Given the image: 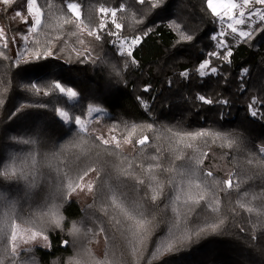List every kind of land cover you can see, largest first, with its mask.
<instances>
[{"label":"trees","instance_id":"1","mask_svg":"<svg viewBox=\"0 0 264 264\" xmlns=\"http://www.w3.org/2000/svg\"><path fill=\"white\" fill-rule=\"evenodd\" d=\"M33 1L40 26L26 0H0V32L8 36L0 41L3 264H264V22L251 39L228 37L221 48L209 0H163L158 7L153 0H72L80 18L67 8L70 0ZM101 7L116 10L115 23ZM26 30L16 50L11 37ZM117 36L141 37L131 56L119 51ZM49 47L51 56L34 57ZM37 65L52 66V74ZM90 110L95 124L126 143L105 145L97 132L82 131L75 118ZM196 158V176L186 175ZM89 166L97 170L88 174L93 190L80 181L64 196ZM201 190L206 199L196 203ZM205 219L218 228L208 230ZM17 222L49 235L51 246L12 253Z\"/></svg>","mask_w":264,"mask_h":264},{"label":"snow or ice","instance_id":"2","mask_svg":"<svg viewBox=\"0 0 264 264\" xmlns=\"http://www.w3.org/2000/svg\"><path fill=\"white\" fill-rule=\"evenodd\" d=\"M138 2L141 5H143L146 2V0H138ZM256 2L259 3V4H264V0H256ZM162 3H163V0H153L152 6L153 7H158ZM250 3H251V0H244V3H243V5H241V7H243L244 5H249ZM26 4H27V8H29V0H26ZM227 7H228V10L230 11L231 9L236 8L237 5L233 3V4L228 5ZM67 8L69 10H71V12H73L77 18L80 17L81 13L79 11V5L78 4L68 3ZM34 9L35 10L32 13L33 20H34V24L36 26H40L41 25V16H42V13H41L40 9L36 7V4L34 5ZM99 11L101 13H105V12H108L109 9H106V8L101 7L99 9ZM213 11L215 12L216 9L213 8ZM17 13H19V12H17ZM216 14H217V16L220 15V13H218V12ZM224 14L225 15H228V12H225ZM20 15L21 14L19 13V15H17V16H20ZM111 15L113 17H115V15H116L115 10H111ZM239 16L241 18L240 19H235V25H243V24H245V19H243L244 12L241 11L239 13ZM261 20H262V22H264V15H261ZM71 22L72 21H65V23H71ZM113 23H115V21H113ZM100 27H104L103 23L100 25ZM115 27L117 29H120L121 28V25L118 24V23H116L115 24ZM228 28L231 29V32L232 33H236L238 31L237 27H235L232 23H229L228 24ZM31 30H32V32H36L37 28L36 27H33ZM253 31H255V29ZM262 31H264V29H262ZM112 34L115 35V33H112ZM223 34L224 33L221 32V35H223ZM238 34H239L240 37H246L248 39H251L252 38V35H253L252 32L244 31V30H240ZM89 35H95L96 38L99 39V36L95 32H89ZM25 39H27V37H25ZM140 39H141V37H139V36H137L134 39H132L131 42H130V46H134V45L138 44L140 42ZM185 39L191 41L193 39V37L192 36H186ZM212 39L215 40V39H217V37H212ZM218 46L221 47V48H224L225 47V44L223 42H221ZM120 50L122 52H126L128 56H131V51L128 50L127 48H125V45H124L123 42L120 45ZM51 55H52V51H51V48L50 47L49 48H45V50L43 51V53H41L39 51H37L36 53H34V57L36 59H40L42 56H51ZM212 55L215 56V55H217V53L216 52H213ZM231 55H232V52L229 50L228 53H227V56L222 57V59L227 60L228 57H230ZM208 63H209V61L206 60L205 62H203V63H201L199 65L198 71H199V74L201 76L206 75L205 69L208 67ZM37 67L41 69L43 75H45V76L52 74V66H50V65H37ZM211 72L212 73H216L217 72V68H215V67L211 68ZM244 72L246 73L247 72V69H244ZM182 75L186 77L188 75V73L187 72H184V73H182ZM32 87L35 88V85H32ZM52 87L55 88V89H58L62 93L66 92L69 97H76V95H77L76 92L73 91L71 88L65 89V88L61 87V85L59 83H56V84L52 85ZM37 91H39V89H37ZM198 99L201 100V101H204V102H206L208 104H211L213 102L212 100H205V97L204 96H199ZM221 103H227V101H221ZM90 111H92V110H90ZM94 111L97 112V113H99V112L102 111V109L96 108V109H94ZM251 115L253 117H255L257 115V112L252 111L251 112ZM60 116L64 117L65 120H67V118H68V114L66 112H60ZM75 123L77 125H80V128H81L82 131L87 132V128H85L83 122L81 121V119L79 117H76L75 118ZM148 127L151 128L152 126L151 125H148ZM134 131H135V128H133V132ZM130 135H131V133H130ZM195 135L196 136H206V135H209V133H206V132H198ZM99 139L102 140L103 144H105V145H108L110 143L109 140L104 139L103 137H100ZM112 139L115 140V137H113ZM147 140H148V137L147 136H144L143 138L139 139L138 143L140 145H144ZM127 142L131 143V140H128ZM116 145H117V147H119V141H116ZM260 151L261 152H264V148H261ZM200 163H202V160L199 159V158H196L195 161H194V165L193 166H190V168L187 171L186 175L196 176L197 172H196V167L195 166H198ZM249 163H251V161H249ZM95 171H97V170L94 169V168H92V167H90V166L87 167V168H85V169H83L79 173V175L77 176L76 181H71V182L68 183V185H67V191L66 192H63V195L64 196H68L72 192H75L81 186L80 185V181H83L84 177L87 176L89 174V172H95ZM207 176L211 177L212 176V173L211 172H208L207 173ZM141 183H143V182H141ZM224 183L227 185V187H229V188L232 187V181L231 180H227ZM85 187L90 192L93 190V185L92 184H88ZM195 187L197 189H201V185L200 184H196ZM156 199H157V196L156 195L151 196V200L152 201H155ZM205 199H206V190H201L200 193L198 194V198L196 199L195 202L198 203L199 201H203ZM136 212H137L138 215L141 216V221H137L136 222L137 225L139 227L143 228L146 231L147 230V224H148V222L143 221L144 213L140 209H136ZM54 222H55L56 226H59L60 225V220L59 219H56ZM204 223L207 225L208 230H215L219 226L218 224H215V223L208 224L207 219H205ZM221 223H222V221H221ZM205 230L206 229L201 228V229H199V231L196 234L199 235L200 232H204ZM37 236H41L44 241H47V239H48L47 236H44L42 232H39V233L32 232L29 239L30 240H35L37 238ZM16 240H17V234H16L15 231H13V233H12V241H13V244H12V248H11V252L12 253H15L16 252V249H17V245L15 243ZM27 242L28 241H25V243H27ZM64 243L67 244L68 242L65 241ZM172 250H173V245H168L166 251H169L170 252ZM4 254L7 255L8 253L5 252ZM0 264H3V261L2 260H0Z\"/></svg>","mask_w":264,"mask_h":264},{"label":"rangeland","instance_id":"3","mask_svg":"<svg viewBox=\"0 0 264 264\" xmlns=\"http://www.w3.org/2000/svg\"><path fill=\"white\" fill-rule=\"evenodd\" d=\"M5 1V0H2ZM68 3H75L78 4L77 2H74L72 0H70ZM236 4L237 7L234 9H231L230 11L228 10V5L230 4ZM244 0H209V5L212 8H215L216 11L214 12L215 14L218 12L220 13V15L218 16V22H219V26H218V30L217 32L214 34L215 36L219 37V40L223 43H225L228 39V37H231L232 39H241L243 37L239 36V31L240 30H244V31H249L251 32L252 29L254 28V26L257 24V22L259 20H261V15H264V4H259L256 2V0H251V3L249 5H244L243 7H241V5H243ZM34 5L35 2L33 0H29V8H28V15L33 19V15L32 13L34 12ZM79 5V4H78ZM105 8V7H103ZM108 9V8H107ZM111 10H115V9H109L108 12L104 13V18L115 21V18L111 15ZM79 11L81 13V9H80V5H79ZM243 11L244 12V17L243 19H245V24L243 25H235V19H240L241 17L239 16V13ZM116 12V10H115ZM228 12V15H225L224 13ZM251 13V14H250ZM81 16V15H80ZM217 16V14H216ZM25 17L22 16V19H24ZM80 18V17H79ZM34 21V20H33ZM232 23L235 27H237L238 31L236 33H232L231 29L228 28V24ZM35 25V24H34ZM1 31V28H0ZM221 32H223L224 34L221 35ZM31 30H26V32L24 34H13L11 39L13 42V47L16 50H19L20 47L22 46L25 41L27 39H25V37L28 38V36L30 35ZM135 37H121V36H117L115 38V42L116 45L118 46V49L121 53H126V52H122L120 50V45L123 42L125 45V48H127L128 50H132L136 45L134 46H130V42L132 39H134ZM8 36L5 35V33H1L0 32V41L8 43L7 40ZM130 46V47H129ZM207 71V68L205 69V72ZM103 111H101L102 113ZM94 112L93 111H89L87 117L85 119H81V121L83 122L85 128H87V130L90 131H95L97 132L100 136H102L104 139H107L110 141V143H116V141H119V145H124L126 142L125 140L120 137L117 133L112 132L110 129H108L107 127L103 126V125H98L95 124L93 122V116ZM80 126V125H79ZM115 137V140H113L112 138ZM94 177V173H91L90 175L87 176V178H85L83 180V188H86L85 186L88 185L90 183V181L93 179ZM14 231L17 234V240L15 241L16 245H17V249L16 252H19L20 250L31 246V245H39V246H44V247H50L51 246V238L49 235L43 234L44 236H47V241H44L42 239L41 236H37V238L35 240H30V235L32 232H37L38 231L22 224V223H15L14 225ZM25 241H28L27 243H25ZM13 244V241H12Z\"/></svg>","mask_w":264,"mask_h":264}]
</instances>
